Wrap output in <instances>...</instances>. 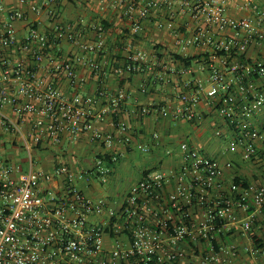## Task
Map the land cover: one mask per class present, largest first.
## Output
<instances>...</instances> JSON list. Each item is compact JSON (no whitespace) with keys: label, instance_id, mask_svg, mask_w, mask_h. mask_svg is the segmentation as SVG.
<instances>
[{"label":"built area","instance_id":"1","mask_svg":"<svg viewBox=\"0 0 264 264\" xmlns=\"http://www.w3.org/2000/svg\"><path fill=\"white\" fill-rule=\"evenodd\" d=\"M18 1L25 4L28 0ZM112 1L131 21L134 32L140 30V20L152 12L179 4L194 22L190 34L177 38L181 51L209 47L213 53L223 54L219 57L228 67L224 71L210 64L207 85L197 81L191 92L177 94L164 105L140 107L138 115L193 121L199 99L205 95L233 128L228 150L239 153L243 161H252L257 143L264 141V131L251 122L256 115H264V89L256 85V80L264 77V64H250L238 57L251 41L264 42V7L244 0V7L252 14L235 18L227 14L226 0ZM31 10L39 12L34 5ZM23 19L20 11L8 13L0 30V47L18 45L14 22ZM157 27L174 30L170 16ZM95 29V41L81 43L80 30L70 25H57L47 33L30 28L18 49L31 57L32 64L22 59L1 72L0 135L19 131L17 123L2 113L5 106L18 117L36 116L32 127L35 141L44 136L57 141L62 133L90 131L94 122L105 121L125 101L123 91L109 95L103 89L96 95L66 98L51 81L36 75V68L47 61L54 75L72 81L84 53H101L105 47L103 26ZM63 41L78 45L80 53L61 57L58 51ZM232 59L234 62L228 65ZM88 67L94 72L101 69L97 62H89ZM124 71L147 73L161 82L175 74L174 68L162 62L149 64L140 52L128 57L115 72ZM100 100L107 104L92 112L91 107ZM114 126L121 132L127 130L125 123L115 122ZM94 139L106 147L113 143L110 134L96 133ZM180 149L184 166L176 175L173 190L166 193L167 175L147 172L128 190L118 211L106 209L103 200L91 201L76 185V180L88 182L93 175L105 181L117 162L114 154L98 155L94 171L79 174L64 165L55 167L51 175L32 167L24 173L0 161V264H244L239 259L241 251L252 264H264V238H257L253 232L254 217L259 214L264 218V184L244 187L232 180L227 191L211 197V192L221 187L223 167L187 143ZM231 166V162L224 165ZM57 177L63 179L57 193L42 188L43 181ZM103 216L102 223L94 222ZM236 228L248 237V246L240 249L232 241ZM105 238L112 241L111 249L105 248Z\"/></svg>","mask_w":264,"mask_h":264},{"label":"crops","instance_id":"2","mask_svg":"<svg viewBox=\"0 0 264 264\" xmlns=\"http://www.w3.org/2000/svg\"><path fill=\"white\" fill-rule=\"evenodd\" d=\"M260 7H264V0H253ZM31 5L39 8L35 13ZM20 11L24 19L14 22V29L18 45L29 33L30 28L39 32H51L57 25H70L80 30V42L92 43L96 39L95 27L101 24L104 28L105 47L101 53H84L83 63L76 68L75 78L72 81L52 73L50 65L45 61L36 68V75L44 80L51 81L53 85L66 98L79 95H96L100 89L109 95L118 91L126 93L125 101L107 115L105 121L94 122L90 131L80 132L76 135L62 133L57 141H51L44 136L35 141L32 134L34 115L16 116L8 106L2 108V113L13 119L18 126V133H5L0 135V161L7 165H14L26 172L29 167L51 175L58 166H67L74 173L92 172L95 169L96 157L100 154L117 157V162L106 180L94 176L88 182L76 180V185L81 192L91 201L103 200L106 209L118 211L128 190L136 184L144 173L162 172L169 178L166 193L175 187L176 175L182 172L184 166L183 153L180 149L182 143H187L190 148L205 153L208 157L216 159L223 167L221 187L213 190L211 197L228 190L230 182L236 178H243L248 183L264 184V141L257 143V155L252 161H243L239 153L228 150V144L234 136L233 128L221 117L216 110V103L205 95L199 99L196 108V119L187 121L170 117L139 116L136 112L140 107H156L169 103L177 94L191 92L195 82L200 81L207 85L209 80V65L227 71L225 60L209 47H188L181 51L177 38L190 34L194 27L193 19L180 10L174 3L169 9L152 12L145 20H140V30L134 32L131 21L121 14V7L116 8L112 0H28L25 4L18 0H0V30L7 21L8 13ZM226 12L231 17L241 18L252 13L244 7V0H226ZM167 16L173 23L174 30L158 28L157 23L164 21ZM16 47H0V77L1 72L8 66H13L20 60L32 64L31 57L24 55ZM140 52L149 64L162 62L167 67L174 68L175 74L167 76V81L155 79L147 73L129 74L116 73L126 63L128 57ZM80 53L78 45L63 41L58 54L61 57H70ZM203 54H209L203 58ZM174 55L182 58L202 57L195 59L188 72L182 73L183 65L173 58ZM250 64H264V42L251 41L246 51L240 55ZM235 59L227 61L232 64ZM89 62L100 63L101 69L94 72L88 67ZM256 85L264 89V77L256 80ZM1 86V82H0ZM107 103L100 100L91 110L98 112ZM115 122L125 123L127 130L119 131ZM253 127L264 131V115H256L251 120ZM100 133L113 136L111 147H106L101 141L94 139ZM226 143V146H223ZM26 152L27 159H21L20 153ZM213 152L212 154H210ZM138 158L153 165L152 168L143 169L132 183L115 195H105L108 186L115 182V173L122 159ZM231 162L232 166L224 165ZM190 175L187 173L186 178ZM42 188L57 193L63 186L61 177L50 181H43ZM1 206V201H0ZM105 216L94 219L95 223H102ZM240 218H244L240 214ZM253 232L257 238H264V218L257 214L254 217ZM241 249L248 246L250 240L236 228L231 238ZM106 249L112 248V241L105 238ZM240 262L252 264V260L240 252Z\"/></svg>","mask_w":264,"mask_h":264},{"label":"rangeland","instance_id":"3","mask_svg":"<svg viewBox=\"0 0 264 264\" xmlns=\"http://www.w3.org/2000/svg\"><path fill=\"white\" fill-rule=\"evenodd\" d=\"M223 146H226V143ZM212 153L213 152H211L210 154ZM20 158L27 159L26 152L20 153ZM153 165H149V163H145L138 158L122 159L119 168H117V171L114 175L115 182L111 183L108 186V192H104V194L111 196L115 195L116 192L122 190V188H125L127 185L136 180L143 169L149 167L152 168Z\"/></svg>","mask_w":264,"mask_h":264},{"label":"trees","instance_id":"4","mask_svg":"<svg viewBox=\"0 0 264 264\" xmlns=\"http://www.w3.org/2000/svg\"><path fill=\"white\" fill-rule=\"evenodd\" d=\"M215 55H216V56H220V55H223V54H222V53H217V54H215ZM208 56H209V54H203V55H202L203 58H207ZM202 57H199V56H198V57H187V58H182V57L177 56V55H174V56H173V58H174L175 60L179 61V62L183 65V67H185V68H188L189 66H191L192 62H193L195 59H200V58H202ZM230 58H232V57H230ZM238 59H239V61H244L243 56H239ZM248 63H249V62H248ZM253 78H254V79H257L258 77H257V75H255ZM98 157H99V156H98ZM144 174H146V173H144ZM233 182L236 183V184H241V185L244 186V187H246V186L249 184L247 180H245V179H243V178H239V177L234 178V179H233ZM253 238H254V237H253Z\"/></svg>","mask_w":264,"mask_h":264}]
</instances>
